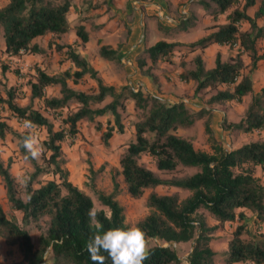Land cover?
<instances>
[{
    "label": "trees",
    "instance_id": "trees-1",
    "mask_svg": "<svg viewBox=\"0 0 264 264\" xmlns=\"http://www.w3.org/2000/svg\"><path fill=\"white\" fill-rule=\"evenodd\" d=\"M71 1L7 0L0 6L2 53L11 57L42 52L44 48L35 44L33 39L44 35L58 39L67 31L66 13ZM196 3L213 22L221 17L223 22L212 23L208 26L212 31L187 44L159 40L145 48L141 56L135 58V64L141 74L147 76L145 59L148 57L153 64L162 58L170 61L176 46L182 48L180 58L212 43L235 47V55L226 61L221 60L216 52L212 67H205L199 55L193 56V68L182 66L179 77L195 82L193 94L203 89H215L208 103L241 102L249 95L240 119L237 122L223 121V129L241 133L264 130V86L253 91L249 75L256 63L264 59V52L257 46L258 40L264 37V24L256 22L264 16V0H259L252 15L247 9L255 4V0H196ZM189 18L177 19L176 29H185L183 23ZM76 34L81 41L86 40L81 27L78 26ZM47 44L51 45V42ZM54 46L59 48L56 42ZM66 47L64 53L72 71L67 69L48 74L39 68L35 71L34 81L28 84L30 100H41L43 107L53 112L66 108L61 120L65 128L54 129L53 124L30 105H16L13 102L14 88H5L0 81V102L5 103L18 119H29L46 132L42 141L45 147L42 164L29 160L33 170L26 191L10 174L9 163L4 164L0 159V180L6 201L20 213L19 220H13L0 206V238L5 245L16 247L22 264H41L42 261L44 264H99L91 259L85 247L93 233L89 227V210L93 204L87 194L68 180L60 142L76 132L78 121H90L109 114L112 122H107L102 132L106 143L112 131L121 132V112L128 100L134 109L140 110L142 117L133 125V140L124 145L118 157V174L125 192L138 198L145 189L163 186L186 193L182 197L177 193L154 191L146 195L148 212L134 224L151 242H148L149 257L143 264H182L171 243L187 241H192L187 255L190 264H214L216 252L209 246L211 233L224 222L243 219L244 210L253 214L254 223H261L262 229L257 235L248 234L244 238L243 235L247 234L245 226L238 224L222 252L223 262L264 264V184L254 175L256 167L264 169V139L227 149L215 138L210 117H207L203 121V131L209 151L196 149L189 139L173 132L177 128L192 126L204 114L210 115L209 109L193 110L181 100L169 102L140 89L133 90L127 84L118 88L105 84L85 56L69 44ZM97 52L100 57L119 63L117 48L102 44ZM243 54L248 58V73L243 72L246 67L241 60ZM3 69L5 65L1 66V72ZM84 76L93 80L94 89L79 90L67 84L68 81L76 83ZM52 85L59 87L58 96L45 95V88ZM221 85L224 88H219ZM106 98L109 100L104 102ZM71 104L72 109L69 108ZM6 134L15 136L18 150L24 155V149L18 145L20 132L0 120V139ZM142 155L152 160L156 171L139 162ZM187 167L196 170L178 175ZM88 170L94 174L90 166ZM46 173L55 175L56 180L41 182L38 177ZM111 184L109 193L96 192V199L107 211L99 209L96 218L105 229L127 227L124 208L116 199L118 184L113 177ZM200 211L207 213L216 224L208 225ZM109 216L111 219L106 218ZM30 224L38 230L35 244L28 229ZM102 255L105 257L103 264H111L107 253Z\"/></svg>",
    "mask_w": 264,
    "mask_h": 264
},
{
    "label": "rangeland",
    "instance_id": "rangeland-1",
    "mask_svg": "<svg viewBox=\"0 0 264 264\" xmlns=\"http://www.w3.org/2000/svg\"><path fill=\"white\" fill-rule=\"evenodd\" d=\"M133 1L139 2V5L134 7L132 5ZM169 1L171 3L168 8V6L162 4L160 0H72L66 13L68 30L58 39L50 37L49 35L33 39L35 44L44 48L40 53H27L7 57L1 50L2 38L0 35V81L5 88H14L13 102L16 105H30L44 115L53 124L54 129L65 128L66 125L61 120H63L65 116L66 108H63L60 112H53L52 110L44 108L41 100L29 99L28 84L34 81L36 69L40 68L48 74H58L67 69L72 71L73 67L66 59L64 53L67 50L66 45L69 44L81 54H84L86 59H89V63H92L91 66L94 69L100 70L102 75H105L106 79L103 80L104 82L109 83V79L116 88H118V85L127 84V81L130 80L129 78L135 75L134 71L128 78L123 73V70L118 67V63L116 64L113 61L108 62L99 57L97 48L99 45L106 44V41L109 42V45L112 44L115 47L121 44V41L131 31L129 22H131L130 14L133 11L138 13L136 17L138 19V28L143 33L144 37H147V35L149 37L151 34V38H156L158 40L165 38L167 40H173V42L176 43H178V41L185 43L197 40L205 36L209 31H212V28H208V25H210L209 20H205L200 14V10H197L198 7L202 6H198L197 4L187 6L186 3L188 0ZM6 2L7 0H0V6H3ZM146 4L148 6L156 5L160 9L161 15L164 17L163 19L167 20V22L164 21L165 33L163 30L159 29L160 26L157 22L159 17L153 6L152 8L146 7ZM166 9H169V12L174 14L175 17L167 16L165 18ZM187 16H191L188 21L183 23V27H185V29L188 28L187 30L183 28L177 30L176 28L172 29L171 25L175 23L174 21H177L179 18H186ZM78 26L82 28V32L86 35L85 41H81L76 34ZM243 26L242 24V27ZM99 29H105L104 32L108 35L106 36L107 38L103 33L98 31ZM167 33L169 35H166ZM48 42H51V45H48ZM55 42L59 46L58 49L54 46ZM174 49V62L185 64L186 61L180 58L182 48L176 46ZM223 50L224 52L220 54L221 60L225 59L226 61L230 56L235 55L234 47H225ZM206 52L203 55L204 62L206 66H212L214 55ZM241 60L244 65L248 63V58L244 54L241 56ZM188 62V66L191 67L193 65L192 57ZM2 65H5L3 72H1ZM146 67L147 66H144V68ZM247 69L248 65L243 69V72L248 73ZM249 75L252 81L253 91H257L260 87L264 86V59L256 63L255 69L252 70ZM135 78L136 79H134L130 85L140 87L141 84L135 82V80H139V77L136 76ZM67 84L79 90H92L95 87L93 80L87 76L78 79L76 83L68 81ZM219 88H224V86L221 85ZM214 92L215 89H203L198 91V93H194L193 98H195V104H197L195 106L209 109L210 115L204 114L200 119H197L192 126L177 128L173 133L189 139L194 148L209 151L205 141L203 121L207 117H210V126L215 138L222 142L227 149L238 147L248 141L264 139V130L241 133L223 129V121L237 122L240 119L243 115L246 103L248 102L249 95L244 96L241 102L231 100L222 103H208V98ZM1 95L5 97L3 92H1ZM45 95L58 96L59 87L57 85L46 87ZM176 98L178 99L179 97L176 96ZM108 100L109 98H106L104 102ZM189 105L190 104H188V106ZM191 106L192 105L189 107L191 108ZM69 108L72 109L73 105H69ZM141 117L140 110L134 109L131 101L128 100L125 104V109L121 112V132L112 131L106 143L102 139V132L105 130L106 123L109 122V124H111L112 122V118L109 114L97 116L90 121L85 119L78 121L76 123V132L60 142V149L64 159L63 165L68 172L67 178L73 185L77 186L90 197L93 204L92 209L96 208L106 211V208L96 199V192L101 191L103 193H109L112 189L111 178H114L118 184L116 199L124 208V222L128 226L134 225L137 220L148 212V208L145 205V198L150 191L156 193H177L180 197L186 194L174 188L163 186L145 189L143 194L138 198L130 197L125 192L124 183L122 182L121 176L118 174V157L124 145L133 140V125L136 121L140 120ZM0 120L6 122L13 130L17 132L21 131L22 120L18 119L8 110L3 102H0ZM38 135L41 141L46 138V132L43 127L38 126ZM23 156L24 155L18 150L15 136L6 134L0 139V159L4 164L6 162L9 163V172L13 177L21 172L30 174L33 170L32 163L29 160H24ZM36 161L40 165L43 162L42 158ZM139 162L147 168L156 171L152 160L148 156L142 155ZM89 166L94 171V174L89 172ZM195 170V167H187L178 175L190 174ZM254 175L259 179L260 183L264 184V169L256 167ZM38 179L41 182L49 179L56 180V176L46 173L38 177ZM34 185L36 186L37 184ZM0 206L8 217L13 220H19L20 213L14 211L6 201L1 180ZM200 212L206 217L208 225L216 224L215 220L207 213L204 211ZM243 212L245 215L243 219L224 222L211 233L209 246L216 252L214 264H225L223 262L222 252L226 250L227 241L230 239L233 230L238 224L245 226L244 230H246L247 234L243 235L244 238L249 236L248 234L257 235L261 231L262 224L254 223L253 214L248 210H244ZM28 229L31 240L35 244L38 230L33 224H30ZM149 240L150 239H148V242L151 243ZM153 241L155 243L157 242L156 240ZM191 246L192 241L180 242L175 244L174 249L178 257L182 259L188 255ZM0 264H22L20 254L16 247L5 245L1 238ZM234 264L251 263L237 262Z\"/></svg>",
    "mask_w": 264,
    "mask_h": 264
},
{
    "label": "crops",
    "instance_id": "crops-1",
    "mask_svg": "<svg viewBox=\"0 0 264 264\" xmlns=\"http://www.w3.org/2000/svg\"><path fill=\"white\" fill-rule=\"evenodd\" d=\"M160 2L162 4H164L165 6L167 5L168 8H169L170 3H171L169 0H160ZM191 4H197L199 6V4L196 3V0H188L186 3L187 6L191 5ZM258 4H259V0H255V4L247 9V13L249 15H252L253 12L256 10ZM146 7L152 8V6H150V5L148 6L147 4H146ZM197 10H200V14L202 15V17H204L205 20H209L210 25L215 22V21L213 22V20L209 14L205 13V11L203 10L202 7H198ZM165 15H166L165 18L167 16L175 17L174 14H171L169 12V9L168 10L166 9ZM130 16H131V22H129V25H130L131 31L121 41V44H119L118 46L115 47L112 44H110V45H112V46H110L109 42L106 41V45H109L113 49L117 48V55L119 58V63H118L119 66L118 67L121 70H123V73L128 78L132 74L133 71L135 73V75H132L131 78H129L130 80L127 81V85H129L133 90L140 89L142 91H146L149 94L155 95L161 99H165L169 102L181 100L184 103H186L187 105L188 104L192 105L191 106L192 109H197L198 107L195 106V105H197V104H195V98H193V95H194L193 89L195 86V82L190 80V79H188V80L180 79L179 73L182 71L183 67L188 68V69L193 68V65L191 67L188 66L189 65L188 60L191 57L193 58V56L199 55L200 58L202 59V61L204 62L203 55L206 51H207L206 53L211 54V55H215L216 52L221 54V52L222 53L224 52L223 49L225 47H228V45H218V44L212 43L202 50L196 49L194 51L187 52L185 55H183L181 57L183 61H186L185 64H179L177 62L175 63L174 62V59H175L174 55L170 57V61L169 60L167 61V60L162 58L161 60H158L154 64L151 63L149 58L147 57L145 59V62L147 63V65H145V66H147V76H145V75L141 74L139 68L135 64V61H134L135 58L138 57V55H140L145 48L152 46L155 42H157L159 40L169 42V43L173 42V40H167L165 38L158 40L156 38H151V34L149 37H148V35H147V37H144L143 33L138 28V19L136 18L138 16V13L133 11L130 14ZM163 18L164 17H159L160 20L157 19L158 20L157 22L160 26L159 29L163 30L165 33V27H164L165 22L164 21L167 22V20L163 19ZM174 22L175 23H172V25H171L172 29L176 28L175 26L178 23V21H174ZM220 22H223L222 18H219V20L215 23H220ZM256 22L258 25H263L264 24V16L257 19ZM210 25H208V26H210ZM187 29L188 28H186L185 30H187ZM104 30L105 29H99L98 31L100 33H103L106 37L108 35L104 32ZM166 35H169V34L167 33ZM157 38H160V37H157ZM190 42H193V41H189V42H185V43L178 41V43H180V44H187ZM257 46L259 47L260 51L264 52V37L258 40ZM234 50H235V47H234ZM173 53H175V52H173ZM82 55L85 56L84 54H82ZM123 59H125V60H123ZM87 60L89 61L88 58H87ZM104 60L111 62V60H107V59H104ZM223 61H225V59ZM113 62H115V61H113ZM91 65H92V63H91ZM204 65H205V67H212L213 66V65L212 66H206L205 62H204ZM97 72H98L99 76L101 77L102 81L106 79L105 75H102L100 70H97ZM136 76L139 77V80H135V82H137V83L139 82L141 84L140 87L139 86L135 87V86L130 85V83L134 79H136L135 78ZM108 82L109 83H106V82H104V83L109 84V85H113L111 83L112 82L111 80L108 79ZM124 84H126V83H124ZM118 87H119V85H118ZM179 95H181V96H179ZM176 96H178L179 98L177 99Z\"/></svg>",
    "mask_w": 264,
    "mask_h": 264
},
{
    "label": "clouds",
    "instance_id": "clouds-1",
    "mask_svg": "<svg viewBox=\"0 0 264 264\" xmlns=\"http://www.w3.org/2000/svg\"><path fill=\"white\" fill-rule=\"evenodd\" d=\"M20 135L18 145L24 149V160H39L45 152V147L38 135V125L29 119L22 120ZM14 179L18 186L26 191L30 175L21 172ZM99 211L96 208L89 210V227L93 233L86 241L85 247L91 259L103 264L105 257L102 253H107L111 264H143L150 254L148 238L143 230L135 225L105 229L96 218ZM106 218L111 219L110 216ZM182 264H190L187 256L182 258Z\"/></svg>",
    "mask_w": 264,
    "mask_h": 264
},
{
    "label": "built area",
    "instance_id": "built-area-1",
    "mask_svg": "<svg viewBox=\"0 0 264 264\" xmlns=\"http://www.w3.org/2000/svg\"><path fill=\"white\" fill-rule=\"evenodd\" d=\"M132 5H133L134 7H136V6L139 5V2H135V1H133V2H132ZM152 6H153V8H154L156 14L158 15V17H162L161 12H160V9H159L156 5H152ZM184 13H185V12H184Z\"/></svg>",
    "mask_w": 264,
    "mask_h": 264
},
{
    "label": "water",
    "instance_id": "water-1",
    "mask_svg": "<svg viewBox=\"0 0 264 264\" xmlns=\"http://www.w3.org/2000/svg\"><path fill=\"white\" fill-rule=\"evenodd\" d=\"M172 244V247L174 248L175 247V243H171ZM165 245H168V243L167 244H165ZM47 251V250H46ZM46 253V252H45ZM41 264H44V261H42V263Z\"/></svg>",
    "mask_w": 264,
    "mask_h": 264
}]
</instances>
